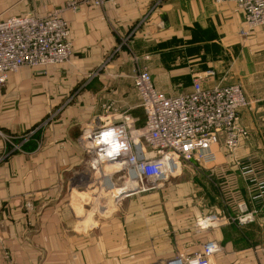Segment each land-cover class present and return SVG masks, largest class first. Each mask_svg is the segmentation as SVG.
Returning a JSON list of instances; mask_svg holds the SVG:
<instances>
[{"label": "crops", "instance_id": "crops-1", "mask_svg": "<svg viewBox=\"0 0 264 264\" xmlns=\"http://www.w3.org/2000/svg\"><path fill=\"white\" fill-rule=\"evenodd\" d=\"M41 2L63 8L65 0ZM3 9L0 18L49 13L40 6ZM63 16L71 27V58L20 68L0 96V264H164L209 241L219 244L213 264H264V27L243 38L244 17L234 1L116 0ZM171 40L187 48L172 50ZM181 56L188 66L179 63ZM143 67L168 95L189 92L194 73L204 70L214 71L207 87L242 86L248 105L239 122L248 136L230 150L233 156L215 145L214 164L195 162L221 179L225 198L207 189L201 209L200 202L180 201L183 193L174 189L119 199L101 189L104 206L69 205L73 193L80 201L88 191L74 186L88 176L83 132L108 113L145 123L133 81ZM8 150L14 153L7 157ZM99 173L112 183L116 172ZM25 198L39 205L27 211ZM232 199L256 208L257 221L242 227L206 219L229 211Z\"/></svg>", "mask_w": 264, "mask_h": 264}, {"label": "built area", "instance_id": "built-area-1", "mask_svg": "<svg viewBox=\"0 0 264 264\" xmlns=\"http://www.w3.org/2000/svg\"><path fill=\"white\" fill-rule=\"evenodd\" d=\"M115 1L73 0L66 9L77 11L83 5L101 7ZM214 1L237 4L245 22L242 35L264 27V0ZM63 11L62 8L44 16L26 13L0 18V96L8 76L20 68L55 65L70 58L71 28ZM213 75L214 71L208 70L194 80L189 92L168 95L157 89L146 68L136 69L133 81L145 123L138 126L136 118L129 114L121 118L104 115L82 134L85 152L92 156L87 164L92 163L98 173L105 168L122 172L137 184H158L173 178L183 168V161L214 164L215 145L231 151L237 148L248 136L239 122V112L248 105V100L240 84L205 86L204 80ZM105 131H113L116 142L123 145L111 156L107 154L109 146L102 142ZM239 209L236 218L239 223L254 221L256 211H247L242 203ZM218 249L217 242L209 241L201 251L174 255L164 264H212L211 258Z\"/></svg>", "mask_w": 264, "mask_h": 264}, {"label": "rangeland", "instance_id": "rangeland-1", "mask_svg": "<svg viewBox=\"0 0 264 264\" xmlns=\"http://www.w3.org/2000/svg\"><path fill=\"white\" fill-rule=\"evenodd\" d=\"M39 1H41V0H0V6H2V9L4 8L3 9L4 12L9 10V9H12V8L23 9L25 7L32 8L35 6H40L44 9H47V10H49L48 11L49 13H52L56 10L62 9V7H52L51 3H49L50 5L42 3V2H41V4H39ZM71 1H73V0H65L64 6H63L64 13L66 10L74 11L72 9H66L68 4ZM19 13H21V12H19ZM48 14H46V15H48ZM62 14H63V12H62ZM244 27H245V22H244ZM251 31H253V29H251L248 34H245V35H242L241 33L240 34L242 35L243 38H248ZM71 41H72V39H71ZM177 41H179V40H171L170 41L171 45H173L172 50H175L176 45H178L179 52L182 54V50L186 49L187 47L183 46V44H181V43L177 44ZM72 53H73V49H72ZM71 56H70V58H71ZM180 58H181V60L179 61V63L181 65H187V61L185 60V58L182 56ZM68 60H66V61H68ZM66 61H64V62H66ZM61 63H63V62H61ZM143 68H146L149 71V69L147 67H143ZM207 71L204 70L202 72H199L198 74H197V72L194 73L193 82L198 76H204V74ZM151 77H152V75H151ZM152 80H153V78H152ZM104 109L107 111V110L111 109V106H109L108 103H105ZM41 128H42V126H39V130H35V133L39 132L41 130ZM225 152L228 154V156L229 155L233 156V153H231L230 150H228V151L225 150ZM12 153H14V152H11L8 150V151H5L4 155H6L8 157ZM91 160H92V156H87V153H85L84 160H83L85 163V169H83V170L85 172H87L88 176L85 175L83 177H80L79 181L74 186H76L75 188L79 189L80 192L84 191L86 193V191L87 190L88 191L86 194H82V196L80 194V196L83 198L80 200L81 203L79 201V198L75 197L74 196L75 193H73V196L68 199V202H69L68 204L73 206V207H79L80 205L82 207H89V208L92 206L93 207H100L101 205L104 206L105 204L102 203L103 199L98 194L99 190H101V189H109L110 191L112 190L113 194H117V195L119 194L118 196L117 195L115 196V197H117V199H119L123 194H126V192L119 193V191L123 190L124 183L127 180H133L132 178H130V179L126 178L127 174H123L122 172L113 174L114 176H112V183L106 182V177H103L98 172H96L95 176H93L91 178V171H94V170L92 168V163L87 164V162L91 161ZM182 166H183V168L173 178L169 179L170 182H163L161 184L160 183L154 184V183H150V182H148V183L144 182V184H143L144 186L141 183L134 184L133 182H131L128 185H131V186L135 185V188H137V189H135L134 191L151 192V191H154L157 189H162V190L174 189V191H179V192L183 193V195H181L180 201L200 202L201 204H198V206L201 209L204 208L203 193L207 189L208 190L211 189L212 193L215 196H217V198H220V197L225 198L226 192L222 190L223 186H221V185H223V183H221V179L218 176H216L215 173L210 172V170H208L207 168L205 169L203 166H200L199 164L197 165L195 162H192V161L191 162L183 161ZM141 187H143V189ZM75 188H73V190H75ZM134 191H132V192H134ZM231 202H232V204H228V205H230V208L228 207L229 211H227L225 214H222L220 216L216 215V214H211L206 219H208V221L209 220L210 221H217L218 219L221 220V218H222V219H224V221H231L232 223L234 222L237 225H240L242 227L247 226V225L252 224V223L257 221L258 212L255 210L256 208L250 207L249 203L246 200H238L237 201L238 203L236 202L234 204L235 200L232 199V201H230V203ZM241 203L244 204V206L247 208V211H249V212H251L253 210L256 211L255 218H254L253 222H250L248 224H242V223H239L238 220L236 219L238 217V215L240 214L239 205ZM22 205L24 206V208L27 211H33L35 209V207L38 206L39 204H36L35 201L30 199V198H25V200L22 201ZM189 206L190 205H184V206H181V208L189 207ZM232 207L236 208V212L234 211V208L232 209ZM203 220H205V219H203ZM203 220L199 221L198 223L203 224L204 223ZM179 255H187V254H179Z\"/></svg>", "mask_w": 264, "mask_h": 264}, {"label": "clouds", "instance_id": "clouds-1", "mask_svg": "<svg viewBox=\"0 0 264 264\" xmlns=\"http://www.w3.org/2000/svg\"><path fill=\"white\" fill-rule=\"evenodd\" d=\"M114 137L115 133L113 131H105L102 133V142L106 143L109 146L107 152L109 156L118 152L123 147V145L116 142Z\"/></svg>", "mask_w": 264, "mask_h": 264}, {"label": "bare ground", "instance_id": "bare-ground-1", "mask_svg": "<svg viewBox=\"0 0 264 264\" xmlns=\"http://www.w3.org/2000/svg\"><path fill=\"white\" fill-rule=\"evenodd\" d=\"M131 182H133L134 184H137V182H135L134 180H127L125 183H124V185H123V187H126V185H128V184H130ZM131 186V185H130ZM131 189H134V187H132ZM131 189H129V190H131ZM136 189V188H135ZM123 191H128V190H121V191H119V193H121V192H123ZM117 195V194H116ZM119 195V194H118ZM117 195V196H118ZM123 196V195H122Z\"/></svg>", "mask_w": 264, "mask_h": 264}]
</instances>
